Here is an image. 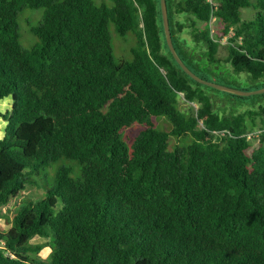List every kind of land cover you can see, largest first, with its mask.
I'll return each mask as SVG.
<instances>
[{
  "label": "trees",
  "instance_id": "obj_1",
  "mask_svg": "<svg viewBox=\"0 0 264 264\" xmlns=\"http://www.w3.org/2000/svg\"><path fill=\"white\" fill-rule=\"evenodd\" d=\"M95 1L0 0V103L11 99L0 112V264H264L263 110L219 115L210 87L170 54L159 0ZM166 4L197 76L223 65L264 77V0ZM39 8L38 42L24 48L19 15ZM109 24L135 37L131 60L113 56ZM179 94L197 109L182 112ZM160 116L169 132L148 128ZM134 124L147 127L128 147L121 134ZM171 135L191 143L172 147ZM60 160L77 177L63 164L47 180ZM39 184L42 198L23 193ZM34 238L49 240L47 261Z\"/></svg>",
  "mask_w": 264,
  "mask_h": 264
},
{
  "label": "rangeland",
  "instance_id": "obj_2",
  "mask_svg": "<svg viewBox=\"0 0 264 264\" xmlns=\"http://www.w3.org/2000/svg\"><path fill=\"white\" fill-rule=\"evenodd\" d=\"M97 3V1H95ZM100 0H98L97 4ZM254 12L251 8L241 10V17L243 19H247ZM43 10L39 9H25L23 10L18 18L19 23V34H20V43L24 48H30L35 45L38 40L35 36H33L30 32V28L37 25L42 19ZM181 20V19H180ZM214 22V21H213ZM212 22L211 31L214 32L216 30L215 23ZM219 24V23H218ZM217 24V25H218ZM199 27H203L201 22L197 24ZM109 31L111 34V45L113 49V56L117 60H126L129 61L132 59L131 50L135 47V37L133 34L128 33L125 36H120L115 30L112 24H109ZM183 35H186L184 32ZM226 52L221 47L218 53V57L224 61ZM194 66L197 65L196 62L192 63ZM207 81L230 87L239 91L252 92L264 89V77H259L255 79L252 75L246 72H236L232 67H224L223 65L220 67V70L217 71H205L204 72ZM204 91L212 97V101L214 103V107L218 110L219 115L221 116H236L238 114L251 112L253 114H257L261 109L264 114V93L258 95L251 96H232L229 93L221 92L213 88H204ZM212 103V104H213ZM178 106L180 110L184 113H188L191 108L194 110L197 109V105L194 103L187 102L182 94L178 95ZM11 107V99L6 98L0 103V112L3 114L5 111L10 109ZM264 119V115H263ZM257 122L260 121V118L256 119ZM5 122L0 118V137L3 136ZM147 125L144 124H134L131 127H128L122 131V139L125 141L126 145L130 147L131 142L134 136L141 130L145 129ZM155 131H163L169 132L172 129L171 123L168 118L165 116L154 117L151 121V125L148 126ZM259 129L250 132V139L252 141L253 147L257 145V132ZM170 145L173 147L175 145L178 146H187L191 143V139L189 137H176L171 135L169 137ZM70 165L72 166V175L77 177L79 174L78 167L74 163L68 160H60L56 163L51 164L45 171L47 180L52 181V176L59 165ZM43 183H46V179L42 178ZM45 189L39 185H29L27 186L23 193L29 198H42L44 195ZM6 210V209H5ZM7 214L10 213L6 210ZM1 222V221H0ZM5 222V221H4ZM2 223V222H1ZM33 243H39L43 245V249L41 253L37 256L39 259L47 261V258L50 256L51 250L49 247V240L42 238H34Z\"/></svg>",
  "mask_w": 264,
  "mask_h": 264
},
{
  "label": "water",
  "instance_id": "obj_3",
  "mask_svg": "<svg viewBox=\"0 0 264 264\" xmlns=\"http://www.w3.org/2000/svg\"><path fill=\"white\" fill-rule=\"evenodd\" d=\"M159 5H160V12H161V20H162V27H163V33H164V38L165 42L167 45V48L172 55L173 59L177 63V65L184 71V73L189 76L193 81L202 84L204 86L216 89L221 92H226L235 96H251V95H258V94H263L264 89L257 90V91H252V92H246V91H239L230 87L222 86L207 80H204L197 76L195 73H193L181 60L179 55L177 54L172 38H171V32H170V25H169V18H168V10H167V4L166 0H159Z\"/></svg>",
  "mask_w": 264,
  "mask_h": 264
},
{
  "label": "crops",
  "instance_id": "obj_4",
  "mask_svg": "<svg viewBox=\"0 0 264 264\" xmlns=\"http://www.w3.org/2000/svg\"><path fill=\"white\" fill-rule=\"evenodd\" d=\"M10 98V97H9ZM3 137V136H2ZM2 137H0V138H2Z\"/></svg>",
  "mask_w": 264,
  "mask_h": 264
},
{
  "label": "clouds",
  "instance_id": "obj_5",
  "mask_svg": "<svg viewBox=\"0 0 264 264\" xmlns=\"http://www.w3.org/2000/svg\"><path fill=\"white\" fill-rule=\"evenodd\" d=\"M250 137V136H249Z\"/></svg>",
  "mask_w": 264,
  "mask_h": 264
}]
</instances>
